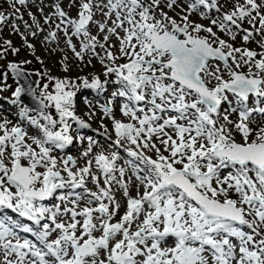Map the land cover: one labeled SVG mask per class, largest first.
Masks as SVG:
<instances>
[{
  "label": "snow or ice",
  "instance_id": "obj_1",
  "mask_svg": "<svg viewBox=\"0 0 264 264\" xmlns=\"http://www.w3.org/2000/svg\"><path fill=\"white\" fill-rule=\"evenodd\" d=\"M0 62V264H264V0H0Z\"/></svg>",
  "mask_w": 264,
  "mask_h": 264
},
{
  "label": "rangeland",
  "instance_id": "obj_2",
  "mask_svg": "<svg viewBox=\"0 0 264 264\" xmlns=\"http://www.w3.org/2000/svg\"><path fill=\"white\" fill-rule=\"evenodd\" d=\"M3 7L4 9H7L6 4ZM25 18L27 19L26 14H25ZM2 38L11 39L15 45L20 46L21 41H20L19 36L11 35L8 28L4 29ZM33 42L37 43L36 41H33ZM37 49H38L37 55H40L43 59H45L48 66L53 69V74L63 75V73H61L59 70V65L55 63V60L58 59V57H49L45 55L43 52V49L40 48V45L38 43H37ZM26 55H27V50H22L20 56L12 57L11 55H9L8 59L9 60H13V59L22 60L25 58ZM27 58L31 59L32 57L28 56ZM26 70H28L30 73H35L37 70H40V65L35 60H33V63L31 65L26 66ZM90 71H95L98 73L100 71L99 65H97L96 69L94 70L85 69L84 72H81V73H77L75 70H73L72 72L68 73V75L74 78L77 74L85 75ZM32 76L37 82L41 84V86L44 82H46V81H41L40 78L35 76L34 74ZM8 83L12 85V89H14L17 86L13 82L12 79H9ZM109 91H111V88H109ZM10 97H11V90L0 93V113H3V115H0V119H3L4 116H7L9 119L13 121V123H16L18 121L17 109L8 103V98ZM85 99L92 100L94 102V105H96L97 101L100 103H103L104 97L103 96L101 97L100 95L98 96L97 93H95L94 91L90 89H82L77 92V97H76L77 115H79L82 119L87 120V116L85 114L89 111V109L86 107L85 103L83 102L85 101ZM88 122L91 124V128L90 129H78L79 135L94 136L97 139H102L100 136L97 135L95 131L96 129L99 128V125H100L99 116H97L96 118ZM73 127L76 128L75 125H73ZM80 150L81 149L79 145H74L70 147V149L68 150V153L75 156L76 153ZM22 235L24 236V238L32 239V237L28 234H22Z\"/></svg>",
  "mask_w": 264,
  "mask_h": 264
},
{
  "label": "water",
  "instance_id": "obj_3",
  "mask_svg": "<svg viewBox=\"0 0 264 264\" xmlns=\"http://www.w3.org/2000/svg\"><path fill=\"white\" fill-rule=\"evenodd\" d=\"M26 71L29 72L28 70H26ZM28 79L33 83V87H35L37 82L33 79L32 75H30L28 77ZM23 100H24L25 104L30 105V106H34V102L31 100V98L25 96V97H23Z\"/></svg>",
  "mask_w": 264,
  "mask_h": 264
}]
</instances>
